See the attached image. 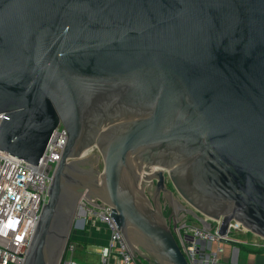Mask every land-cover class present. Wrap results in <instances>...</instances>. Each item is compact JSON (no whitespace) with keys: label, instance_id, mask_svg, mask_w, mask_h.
<instances>
[{"label":"water","instance_id":"obj_1","mask_svg":"<svg viewBox=\"0 0 264 264\" xmlns=\"http://www.w3.org/2000/svg\"><path fill=\"white\" fill-rule=\"evenodd\" d=\"M0 112L33 164L68 131L24 264H59L85 189L154 264H191L172 216L264 239V0H0Z\"/></svg>","mask_w":264,"mask_h":264},{"label":"built area","instance_id":"obj_2","mask_svg":"<svg viewBox=\"0 0 264 264\" xmlns=\"http://www.w3.org/2000/svg\"><path fill=\"white\" fill-rule=\"evenodd\" d=\"M6 113L0 112V125ZM67 141L68 131L60 123L38 165L0 149V264H24L42 209L49 201L50 186ZM87 192L85 189L78 201L59 264H143V259L132 251L111 216V207L92 202L86 197ZM212 223L216 227L209 230L189 218L179 219L175 225V218L171 217L174 235L191 264L197 261L198 240L237 242L231 235L233 231L248 232L240 223L232 221L227 234L220 235L221 222L212 220ZM260 240L263 242L255 244V247L264 249V239ZM90 241L94 242L91 244L94 249L90 251L97 253L99 260L79 261L80 243ZM222 250L218 246L217 251ZM217 263L215 253L208 264Z\"/></svg>","mask_w":264,"mask_h":264},{"label":"crops","instance_id":"obj_3","mask_svg":"<svg viewBox=\"0 0 264 264\" xmlns=\"http://www.w3.org/2000/svg\"><path fill=\"white\" fill-rule=\"evenodd\" d=\"M239 232V231H238ZM233 237L237 239L234 235ZM198 254L196 264H208L209 259L217 253V264H264V249L248 248L239 240L206 242L197 241ZM218 246L223 250L217 251Z\"/></svg>","mask_w":264,"mask_h":264},{"label":"rangeland","instance_id":"obj_4","mask_svg":"<svg viewBox=\"0 0 264 264\" xmlns=\"http://www.w3.org/2000/svg\"><path fill=\"white\" fill-rule=\"evenodd\" d=\"M167 186L171 183V180L169 178H167L166 181ZM174 187V186H173ZM163 213L165 214L166 217H168V210H169V205H170V201L167 197L166 194H162L161 198H160V203H159ZM189 219H192V221H195L192 217H188ZM198 223V222H197ZM82 232H79V234H81ZM232 236L234 235L237 240H239L241 242V244L245 245L248 248H256L255 244L257 243H261L263 242L262 240H260V238L254 234H252L251 232H236L233 231ZM91 240H93V238H91ZM94 243L93 241L90 242H81L80 246H79V250L77 252V259L79 261H98L99 260V255L97 253L91 252L90 249H94V246H92L91 244ZM81 255H84V258L81 257ZM143 264H154L152 262H148L147 260L143 259Z\"/></svg>","mask_w":264,"mask_h":264}]
</instances>
